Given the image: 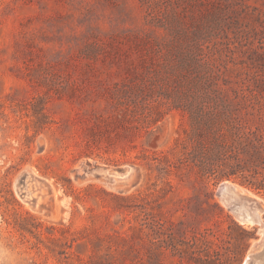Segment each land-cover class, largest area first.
I'll list each match as a JSON object with an SVG mask.
<instances>
[{
    "label": "rangeland",
    "instance_id": "1",
    "mask_svg": "<svg viewBox=\"0 0 264 264\" xmlns=\"http://www.w3.org/2000/svg\"><path fill=\"white\" fill-rule=\"evenodd\" d=\"M208 8L0 0V264H242L264 247V195L154 159L181 156L188 118L167 102L191 91L156 37L194 28ZM251 75L264 99V0H230V78ZM127 81L146 95L116 113ZM225 183L249 196L228 201ZM248 214L258 221L241 223Z\"/></svg>",
    "mask_w": 264,
    "mask_h": 264
},
{
    "label": "trees",
    "instance_id": "2",
    "mask_svg": "<svg viewBox=\"0 0 264 264\" xmlns=\"http://www.w3.org/2000/svg\"><path fill=\"white\" fill-rule=\"evenodd\" d=\"M198 1L212 6L201 23L192 29H169L156 37V49L168 70L184 78L191 91L167 102L188 118V139L181 156L175 161L166 156L154 159L163 172L174 169L214 183L234 180L264 195V99L256 90L259 81L256 75L248 79L252 84L230 78V0L227 4H222L225 0ZM148 22L167 29L155 15L148 14ZM210 59L221 62L213 64ZM187 72L194 77L187 79ZM144 95L145 86L127 81L111 103L118 113V106H133ZM160 113L143 127L155 123Z\"/></svg>",
    "mask_w": 264,
    "mask_h": 264
},
{
    "label": "bare ground",
    "instance_id": "3",
    "mask_svg": "<svg viewBox=\"0 0 264 264\" xmlns=\"http://www.w3.org/2000/svg\"><path fill=\"white\" fill-rule=\"evenodd\" d=\"M228 183V182H227ZM223 192V191H222ZM223 195L222 196H225L224 194H227V197H228V201L230 200V198H232V196H237L238 198L240 197V196H242L241 194H247L248 196H249V194L248 193H246L245 191H240V190H238L235 186H234V189H233V191H228V192H223L222 193ZM226 197V196H225ZM225 199V198H224ZM227 199V198H226ZM225 199V200H226ZM236 201V200H235ZM237 202V201H236ZM243 205V204H242ZM244 208V207H243ZM237 210V209H236ZM239 211V210H238ZM252 215V214H251ZM251 215H243V216H241L240 218H239V220H240V222L241 223H244V222H248V223H252V217H251ZM239 217V216H238ZM262 233H264V231L262 232ZM262 239H264V238H262ZM264 245V244H263ZM260 248H262V246H260ZM260 248H259V250H260ZM255 264H264V247L262 248V250L258 253V255L256 256V258H255Z\"/></svg>",
    "mask_w": 264,
    "mask_h": 264
},
{
    "label": "water",
    "instance_id": "4",
    "mask_svg": "<svg viewBox=\"0 0 264 264\" xmlns=\"http://www.w3.org/2000/svg\"><path fill=\"white\" fill-rule=\"evenodd\" d=\"M127 174V171H125V172H123V173H121V174H119V176H124V175H126ZM233 189H234V186H232V185H230V184H227V183H225V184H222L221 185V190L224 192H228V191H233ZM251 202H253V203H255V204H253L254 206H256V207H259V204H257L256 202H254V201H252L251 199H249ZM252 217V222L253 223H255V222H257L258 220H257V217L255 216V215H253V216H251ZM258 249H259V247H254V248H252V250L250 251V253L248 254V256L245 258V260L243 261V263L242 264H255V258H256V256L258 255V253L260 252V251H258Z\"/></svg>",
    "mask_w": 264,
    "mask_h": 264
}]
</instances>
